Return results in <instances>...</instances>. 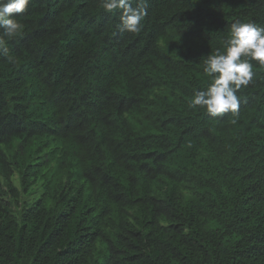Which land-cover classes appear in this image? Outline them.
I'll list each match as a JSON object with an SVG mask.
<instances>
[{"label":"trees","instance_id":"16d2710c","mask_svg":"<svg viewBox=\"0 0 264 264\" xmlns=\"http://www.w3.org/2000/svg\"><path fill=\"white\" fill-rule=\"evenodd\" d=\"M148 2L135 34L103 0L15 14L0 264H264V65L251 61L237 115L189 106L231 25L264 27V0Z\"/></svg>","mask_w":264,"mask_h":264},{"label":"clouds","instance_id":"9594fccd","mask_svg":"<svg viewBox=\"0 0 264 264\" xmlns=\"http://www.w3.org/2000/svg\"><path fill=\"white\" fill-rule=\"evenodd\" d=\"M29 0H0V47L3 37H13L21 32L23 25L15 14L23 13ZM135 3V6L133 4ZM106 12L120 11L119 28L129 33H139L148 15V0H103ZM225 50L219 49L204 60V72L212 77L205 90H196L189 106L205 108L212 116L231 112L238 114L242 86H247L253 78L252 60L264 65V27L253 22H234L230 37L224 42ZM235 123V121H233Z\"/></svg>","mask_w":264,"mask_h":264}]
</instances>
